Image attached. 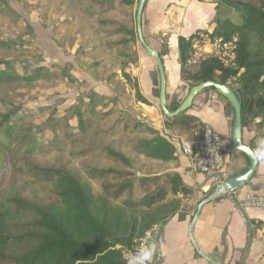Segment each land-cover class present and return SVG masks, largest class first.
I'll return each instance as SVG.
<instances>
[{
  "label": "rangeland",
  "instance_id": "374dc122",
  "mask_svg": "<svg viewBox=\"0 0 264 264\" xmlns=\"http://www.w3.org/2000/svg\"><path fill=\"white\" fill-rule=\"evenodd\" d=\"M101 2L0 0V68L6 62L20 75L30 76L27 80L0 83V121L2 116H8L14 129L10 141L7 134H0V188L5 195L30 196L33 178L27 171L29 166H63L87 179L100 196L103 184L115 185L119 180L91 178L89 170L122 169L106 153L101 154L103 149L134 158L136 164L143 160L132 149L135 140L150 134L144 109L149 100L141 93L136 65L138 52L143 50L136 34L139 0H131V5L109 13L100 12ZM220 12L239 22L233 10L221 8ZM105 20L113 23L104 24ZM117 29L126 31L112 34ZM153 74L157 86L154 103L158 104L157 70ZM229 85L234 86L233 81ZM227 92L237 99L232 88ZM171 102L168 107L176 109L177 103ZM228 110H232V136L235 115L229 102ZM78 120L85 124L84 133L78 131ZM137 121L145 125L137 128ZM256 122L251 120L239 137V144L251 151L264 139V129H256ZM227 146L233 156L241 155L234 149L232 139ZM29 148L33 151L28 152ZM83 150L91 152L81 155ZM250 164L251 161L249 167ZM262 164L260 174L264 177ZM154 167L157 172L176 169L185 182L199 174L189 172L186 161L180 160L178 154L174 161ZM235 174L234 171L230 176ZM204 177L205 182L210 181ZM209 195L210 191L199 197V186L191 187L189 197L182 200L180 216L192 217L199 198Z\"/></svg>",
  "mask_w": 264,
  "mask_h": 264
},
{
  "label": "trees",
  "instance_id": "16d2710c",
  "mask_svg": "<svg viewBox=\"0 0 264 264\" xmlns=\"http://www.w3.org/2000/svg\"><path fill=\"white\" fill-rule=\"evenodd\" d=\"M214 1L216 26L210 36L223 41L236 37L234 66L224 67L209 57L196 66L184 67L187 56L181 53L182 79L197 84L214 81L232 88L238 97L242 128L251 120H258L256 129H264V0ZM131 4V0H103L99 9L109 13ZM219 8L233 10L239 22L222 15ZM125 31L117 29L112 34ZM183 41L181 44L191 49L189 40ZM27 79L30 76L20 75L9 63L0 68V83ZM230 81L234 86L229 85ZM206 89L216 91L203 88ZM139 100L147 103L144 98ZM164 120L188 139L203 127L183 112L171 118L164 116ZM145 124L150 128L149 137L132 143V149L143 159L141 164L105 148L101 154L106 153L122 169L89 170L91 178L119 180L115 185L103 184L100 196L87 179L63 166H29L27 171L36 186L30 185L28 198L5 195L0 188V264H124L122 250L134 247L147 230L173 216L181 208L183 198L191 194L178 170L156 171L154 166L176 159V148L150 127L146 118ZM145 124L135 122L137 128ZM84 126L78 120L79 132L84 133ZM13 130L8 116H2L0 134H7L10 141ZM31 151L33 148H29ZM90 152L83 150L80 154ZM245 158L249 163L250 159Z\"/></svg>",
  "mask_w": 264,
  "mask_h": 264
},
{
  "label": "crops",
  "instance_id": "0c3cea01",
  "mask_svg": "<svg viewBox=\"0 0 264 264\" xmlns=\"http://www.w3.org/2000/svg\"><path fill=\"white\" fill-rule=\"evenodd\" d=\"M216 11L217 3L214 0L145 1L142 9L141 32L145 42L158 53L162 61L166 78V105L172 101L171 103H177V107L180 106L197 84L182 79L181 53L187 56V62L190 49L185 44H181V40L187 42L196 32L213 30L216 26L214 21ZM136 62L141 93L149 100L148 103H154L157 89L153 80L154 70H157L159 78L156 60L143 48L139 50ZM186 66L185 63L184 67ZM158 82L160 87V78ZM144 109L146 113V107ZM231 112L228 110L227 100L217 91L202 89L183 113L197 119L203 127L214 128L222 135L228 148V141L232 139ZM182 135L186 136V134ZM178 155L180 160L186 161L188 165L187 159ZM226 157L230 174L235 171L237 176L248 170L249 166L244 154L233 156L231 151ZM261 169L259 163L254 176L239 185L242 192L264 191ZM204 176L206 175L199 173L187 178L186 182L183 178L182 180L190 189L199 186L200 197L202 193L210 191L212 194L216 189L209 180L205 182ZM201 201L202 199L199 198V203ZM181 209L182 206L158 226L161 258L157 264H210L192 246L189 224L193 216L185 214L181 217ZM192 237L197 247L219 264H264V210L240 209L236 201H232L227 195L219 196L201 207L192 228Z\"/></svg>",
  "mask_w": 264,
  "mask_h": 264
},
{
  "label": "built area",
  "instance_id": "2783aa9c",
  "mask_svg": "<svg viewBox=\"0 0 264 264\" xmlns=\"http://www.w3.org/2000/svg\"><path fill=\"white\" fill-rule=\"evenodd\" d=\"M212 30L199 31L189 38L190 53L187 66H196L200 61L214 57L224 67H233L235 63L236 37L223 41L221 38H212ZM146 107V121L162 137L176 148V153L187 159L188 171L198 172L210 178L211 184L217 186L230 177L227 167V155L230 149L225 146L222 135L211 126H204L192 139L172 130L165 122L157 103H148ZM236 201L240 209L258 208L264 210V191L242 192L238 186L227 191L225 196ZM150 233L153 241L158 244V226L147 230L137 241L134 247L122 250L124 256L134 251L146 234ZM161 258V253L154 257V264Z\"/></svg>",
  "mask_w": 264,
  "mask_h": 264
},
{
  "label": "water",
  "instance_id": "95a60500",
  "mask_svg": "<svg viewBox=\"0 0 264 264\" xmlns=\"http://www.w3.org/2000/svg\"><path fill=\"white\" fill-rule=\"evenodd\" d=\"M145 1L146 0H139V3H138V8H137V12H136V34H137V38H138L141 46L144 48V50L148 51L149 53H151L153 55V57L156 60L157 66H158L159 78H160L158 106H159L162 114L168 118L179 115L180 113L184 112L185 110H187L190 107L193 98L195 97V95L199 91H201L205 87L214 88L218 93H220L223 97H225L228 100V102L230 103V105L232 106L233 111H234L235 123H234V129L232 132V144H233L234 149L241 152L245 156H247L251 161L250 167L248 168V170L244 174L237 175V176H230L228 179H226L223 182V184L217 185L215 191L212 194H210L204 200H202L200 203H198L197 208L195 210V213H194V215L190 221V224H189L190 241H191V244L194 247V249L198 252V254L202 258L207 260L210 264H219V263L213 261L207 255H205L197 247V245L194 242L193 237H192L193 225H194V223H195V221H196V219L200 213L201 207L205 203H207L211 200H214V199L218 198L219 196L225 195L227 193V191L235 189L244 181H248L250 178H252L253 174L257 171L259 163L252 157L251 150H249L247 147L239 144V137H240L241 130H242L241 109H240L238 97H237V99L232 98V96L227 92V90H228L227 87H225L219 83H216L214 81H205V82L198 83L191 89L188 97L180 106H178L173 111H169L167 109L166 103H165L166 78H165V73H164L162 61H161L158 53L155 50H153L152 48H150L148 46V44L145 42V40L143 39V36H142V32H141V12H142V7H143Z\"/></svg>",
  "mask_w": 264,
  "mask_h": 264
},
{
  "label": "clouds",
  "instance_id": "9594fccd",
  "mask_svg": "<svg viewBox=\"0 0 264 264\" xmlns=\"http://www.w3.org/2000/svg\"><path fill=\"white\" fill-rule=\"evenodd\" d=\"M251 155L258 163H264V139L258 141ZM159 251V245L148 233L134 251L124 256L125 264H154V257L159 255Z\"/></svg>",
  "mask_w": 264,
  "mask_h": 264
}]
</instances>
